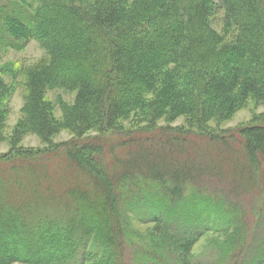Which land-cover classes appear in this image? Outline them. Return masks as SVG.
<instances>
[{
	"label": "trees",
	"instance_id": "1",
	"mask_svg": "<svg viewBox=\"0 0 264 264\" xmlns=\"http://www.w3.org/2000/svg\"><path fill=\"white\" fill-rule=\"evenodd\" d=\"M32 39L49 61L0 153V264H264V112L209 126L264 104V0H0V48ZM50 87L75 92L61 119Z\"/></svg>",
	"mask_w": 264,
	"mask_h": 264
},
{
	"label": "rangeland",
	"instance_id": "2",
	"mask_svg": "<svg viewBox=\"0 0 264 264\" xmlns=\"http://www.w3.org/2000/svg\"><path fill=\"white\" fill-rule=\"evenodd\" d=\"M223 11L219 10L213 17L214 26L222 31L224 29L222 23ZM235 30H232V33ZM231 34V33H230ZM229 35V34H228ZM48 49L37 40L28 41L23 48H0V68L1 76L6 84L10 86L9 96L0 103V109L6 110V123L2 133L0 134V153H6L14 143L13 132L19 121L25 116V105L29 92L27 85L28 73L43 64L48 63ZM46 98L53 104V114L56 119H61L65 105H71L74 102L75 92L67 91L59 87H50L46 91ZM264 112V104L250 99L243 107L238 109L229 119L221 123L211 121L209 126L217 130H226L238 128L242 125L249 124L257 115ZM170 124L172 126H186L185 117L168 122L164 119L159 121V125ZM126 128H131L132 123L125 121ZM72 137L70 131L60 129L57 134L52 137L53 143H59L69 140ZM47 144L43 142L41 137L34 132L25 134L21 140L16 143L17 147L23 149L43 148ZM247 210L252 208V204H248ZM144 234H149L154 228V224H136ZM224 238V235L217 233H208L202 236L193 247V252L201 253L210 245L211 240L216 238ZM264 242V224L261 223L258 230V236L255 243ZM254 243V244H255ZM209 248H207L208 250ZM214 252L208 250L207 257L210 258ZM14 264H31L27 262H16Z\"/></svg>",
	"mask_w": 264,
	"mask_h": 264
}]
</instances>
